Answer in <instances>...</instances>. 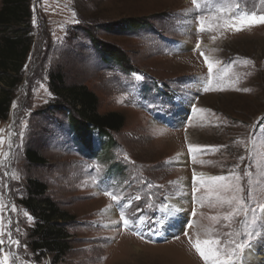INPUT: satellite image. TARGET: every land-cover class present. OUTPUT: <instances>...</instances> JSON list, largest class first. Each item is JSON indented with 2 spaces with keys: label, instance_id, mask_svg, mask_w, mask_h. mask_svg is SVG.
Listing matches in <instances>:
<instances>
[{
  "label": "rangeland",
  "instance_id": "1",
  "mask_svg": "<svg viewBox=\"0 0 264 264\" xmlns=\"http://www.w3.org/2000/svg\"><path fill=\"white\" fill-rule=\"evenodd\" d=\"M197 5L30 0V52L0 122V264L5 256L8 264H52L29 250L34 222L20 205L28 179L72 216L71 249L58 264H205L197 239L218 240L202 247H219L223 259L230 241L245 238L238 234L264 231V24H241L245 14L264 15V2ZM127 19L146 26L119 31ZM98 45L115 47L124 65L105 63ZM55 72L66 87L93 93L99 114L125 119L108 143L92 134L90 155L77 150L67 117L52 111ZM29 149L43 166L28 165ZM171 201L184 212L172 217ZM245 205L255 214L245 216ZM254 243L264 264V242Z\"/></svg>",
  "mask_w": 264,
  "mask_h": 264
},
{
  "label": "trees",
  "instance_id": "2",
  "mask_svg": "<svg viewBox=\"0 0 264 264\" xmlns=\"http://www.w3.org/2000/svg\"><path fill=\"white\" fill-rule=\"evenodd\" d=\"M30 0H1L0 5V122L7 120L13 90L22 81L30 40ZM121 26V27H120ZM118 27L127 31L139 30L146 26L137 19H127ZM93 43V40H92ZM101 58L105 63L123 66L122 55L111 46L98 45ZM48 86L59 99L52 111L67 117L68 128L77 150L84 155L94 153L92 134L107 138L119 132L125 119L118 113L101 115L98 113V99L84 86L66 87L63 76L52 73L48 76ZM102 153H97L100 156ZM25 160L30 166H43L45 159L34 150H27ZM25 196L20 205L34 222L31 229L29 250L39 258L51 257L52 264H58L70 251L67 227L72 216L57 205L47 195V187L39 180L28 179Z\"/></svg>",
  "mask_w": 264,
  "mask_h": 264
},
{
  "label": "snow or ice",
  "instance_id": "3",
  "mask_svg": "<svg viewBox=\"0 0 264 264\" xmlns=\"http://www.w3.org/2000/svg\"><path fill=\"white\" fill-rule=\"evenodd\" d=\"M194 5H197V0H192ZM264 2V0H262ZM198 6V5H197ZM247 17L246 19H241V24H246L247 26L251 27L256 24H264V15H257L256 13H251V14H245ZM35 23V21H34ZM203 31L204 29L201 27L200 29ZM237 31H240V28H236ZM199 46V43L197 47ZM203 55V53H201ZM205 62L208 63L207 58H205ZM208 68L209 71L211 72L212 70V65L211 63H208ZM2 142V141H0ZM189 148L191 149L192 146L190 145ZM243 159V158H241ZM245 175H249V173L246 171ZM249 189H248V196H252V188H251V181H249ZM107 195H111V198L113 201L117 200V197L115 195L106 193ZM139 199V197H137ZM230 202V201H229ZM237 203H240L239 201ZM259 211L261 213H264V204L258 205ZM251 211L253 215L256 212V208H250L247 207L246 205L244 206V212L245 216H247L248 212ZM231 215V213L229 214ZM228 216H225V219H228ZM121 221H123V225L125 227L130 226V221L124 216L123 213H121L120 216ZM264 219V217H262ZM256 221L253 220L252 224L255 225ZM137 234V233H134ZM238 235H243L245 238L242 239L240 242H234L230 241V243L234 244V247L231 249V251L227 252L224 256L223 259H221L220 256V248L217 247L216 249L208 248L207 250L202 247V245H212L216 244L219 245L218 240H199L197 239L194 243H192V247L195 249V251L199 254L202 260L205 261V264H209V261H211V264H253L251 257L254 256L255 254V243L254 240H261L264 242V231H260L257 233L255 227H252L250 231L244 234H238ZM2 243V241H0ZM2 264H8V257L5 256L3 258Z\"/></svg>",
  "mask_w": 264,
  "mask_h": 264
},
{
  "label": "bare ground",
  "instance_id": "4",
  "mask_svg": "<svg viewBox=\"0 0 264 264\" xmlns=\"http://www.w3.org/2000/svg\"><path fill=\"white\" fill-rule=\"evenodd\" d=\"M171 203V204H170ZM169 204L172 205L175 209L174 213H171L172 210H170L169 208H165L164 211L165 213L167 214H170L172 215V217L175 216L176 212H184L183 209H181L183 206L182 204H179V203H174V201H171ZM108 218H114L115 217V211H110L107 215ZM263 256L259 255V256H252L251 259H252V262L253 264H261V261L262 260Z\"/></svg>",
  "mask_w": 264,
  "mask_h": 264
}]
</instances>
